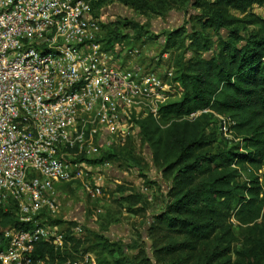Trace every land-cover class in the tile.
<instances>
[{
	"label": "built area",
	"instance_id": "obj_1",
	"mask_svg": "<svg viewBox=\"0 0 264 264\" xmlns=\"http://www.w3.org/2000/svg\"><path fill=\"white\" fill-rule=\"evenodd\" d=\"M110 1L0 0V209L14 204L18 219L0 224V264H32L39 241L61 247L43 216L57 211L56 183L82 178L87 158L123 146L139 119H158L182 94L171 51L129 47L131 37L102 40ZM215 116L227 136L234 121ZM93 182L101 178L87 179L98 193ZM71 231L82 237V223ZM94 259L80 253L65 264Z\"/></svg>",
	"mask_w": 264,
	"mask_h": 264
},
{
	"label": "trees",
	"instance_id": "obj_2",
	"mask_svg": "<svg viewBox=\"0 0 264 264\" xmlns=\"http://www.w3.org/2000/svg\"><path fill=\"white\" fill-rule=\"evenodd\" d=\"M119 1L137 11L155 8L154 0ZM192 1L200 8L199 30L162 31V52L171 51L174 79L182 94L160 107L158 119L148 115L138 120L153 165L169 180L166 202L152 215L147 231L151 256L155 264H264V34L245 29L243 20L226 10L245 11L264 0ZM103 29L102 40L108 45L153 33L126 18L110 21ZM215 114L234 121L230 129L238 134V143L226 140ZM100 155L101 161L111 153ZM15 208L12 204L0 209L1 226L18 224ZM52 222L75 224L63 219ZM94 237L92 249L83 250L94 253L95 264H128L124 257H106L113 252H105L111 247L109 238L98 233ZM83 240L67 228L61 247L39 241L32 264L74 260L83 252ZM117 250L124 254L122 247Z\"/></svg>",
	"mask_w": 264,
	"mask_h": 264
},
{
	"label": "rangeland",
	"instance_id": "obj_3",
	"mask_svg": "<svg viewBox=\"0 0 264 264\" xmlns=\"http://www.w3.org/2000/svg\"><path fill=\"white\" fill-rule=\"evenodd\" d=\"M153 5H155L153 12L137 11L119 0H111L109 7L103 10V13L107 21L126 18L147 30H152L153 33L143 35L139 39L134 40L131 37L132 40L127 46L138 45L144 47L143 51L150 50L154 53H160L163 49L160 42L164 33L162 31L168 32L181 27L190 33L199 30L200 24L196 15L200 8L195 7L192 0H154ZM226 10L231 16L243 20L245 29L264 34V22L261 20L264 18V2L252 4L245 11L234 8ZM98 14H101L100 11ZM213 39L217 37L214 36ZM186 56H191L190 50H187ZM225 137L227 141H233L232 143L240 141L233 129ZM127 142L126 145L112 148L108 151L111 155L104 157L101 161L98 160L101 155L87 158L90 161H85V166L80 168L82 178L76 180L78 182H75L74 190L61 184L60 187L67 190V195H64L65 191L57 195V211L52 216H43H46L49 224L56 226L57 234H61L63 238L65 230L67 228L71 230L77 221H80L84 238L82 250L83 248L92 249V242L95 241L94 233H98L110 239L111 247H107L105 252L109 249L113 252L106 254L108 259L124 257L128 264H155L151 256V244L147 231L152 215L161 210L166 202V185L169 180H164L161 171L153 165L150 146L139 130ZM217 144L219 143L215 145ZM220 145L223 146V142H220ZM98 177L101 178V182L97 185L93 182L90 186L91 189L98 186L100 191L89 192L86 188L87 179ZM130 197H134V201L130 200ZM135 201L140 202L141 206L135 205ZM54 219L74 221L75 224L57 225L52 222ZM231 221L236 224L234 218ZM234 233L236 235L234 243L238 246V228L235 225ZM118 247L124 249V254L117 250ZM144 251L149 254V260L144 255ZM80 253L87 252L80 250L77 256ZM91 254L94 256L93 252Z\"/></svg>",
	"mask_w": 264,
	"mask_h": 264
},
{
	"label": "crops",
	"instance_id": "obj_4",
	"mask_svg": "<svg viewBox=\"0 0 264 264\" xmlns=\"http://www.w3.org/2000/svg\"><path fill=\"white\" fill-rule=\"evenodd\" d=\"M68 183H70V185H69V187H71V189L72 190H74V186H75V181H70V182H68ZM65 185V186H67V184H66V182H63V183H56V185H55V189H56V192H57V194L59 195L60 193H64V191H65V194L64 195H67V190L66 189H62L61 187H60V185ZM57 188H59V190H57ZM70 190V189H69ZM61 195V194H60Z\"/></svg>",
	"mask_w": 264,
	"mask_h": 264
}]
</instances>
